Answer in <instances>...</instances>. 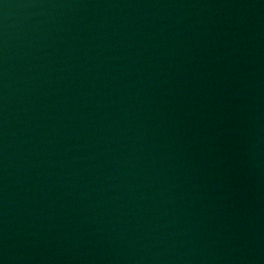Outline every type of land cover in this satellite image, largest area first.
Listing matches in <instances>:
<instances>
[{"label":"water","instance_id":"95a60500","mask_svg":"<svg viewBox=\"0 0 264 264\" xmlns=\"http://www.w3.org/2000/svg\"><path fill=\"white\" fill-rule=\"evenodd\" d=\"M0 264H264V0H0Z\"/></svg>","mask_w":264,"mask_h":264}]
</instances>
